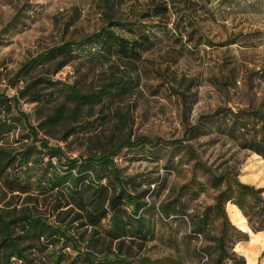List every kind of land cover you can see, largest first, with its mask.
<instances>
[{
	"label": "rangeland",
	"instance_id": "374dc122",
	"mask_svg": "<svg viewBox=\"0 0 264 264\" xmlns=\"http://www.w3.org/2000/svg\"><path fill=\"white\" fill-rule=\"evenodd\" d=\"M171 11L167 23L149 25L154 48L144 55L137 74H131L137 85L120 100L86 109L77 121L53 127L43 125L51 105L20 101V111L28 115L39 137L76 158L105 154L127 138L180 140L186 128L218 108H258L264 112V0H176ZM101 14L97 0H0V92L15 96L41 68L34 64L35 70L20 74L26 64L61 41L98 30L103 25ZM118 65L129 76L127 66ZM105 69L93 72L73 65L51 78L64 84L97 86L104 83L101 73ZM14 116V112L0 114V128L4 123L6 130L0 135V146L19 153L31 144L32 135L21 120L13 121ZM71 127L77 131L63 139ZM186 143L208 164L239 163V180L264 189V159L218 137L209 124L190 135ZM114 160L124 176L136 177L141 189L151 180L160 183L152 186L154 194L147 199L154 205L146 212L154 237L141 253L149 260L144 264H213L202 254V238L189 234L188 215L166 218L161 212L162 204L174 198L184 204L186 214H198L213 204L215 193L204 174L197 171L191 183L193 163L183 149L161 144L152 152L144 147L124 149ZM36 194L32 199L7 195L3 200L0 195V210H37L48 217L52 199ZM228 211L231 221L246 231L240 212L234 206ZM251 235L237 251L246 264H264V235Z\"/></svg>",
	"mask_w": 264,
	"mask_h": 264
},
{
	"label": "trees",
	"instance_id": "16d2710c",
	"mask_svg": "<svg viewBox=\"0 0 264 264\" xmlns=\"http://www.w3.org/2000/svg\"><path fill=\"white\" fill-rule=\"evenodd\" d=\"M97 1L103 18L98 30L78 39L61 41L40 53L19 72L35 70L33 65L36 64L41 67L39 73L32 74L13 97L0 92V114L14 112L13 121L21 120L32 135L31 144L19 153L0 146L1 199L7 195L32 199L35 192V197L52 199L48 217L37 210H0V264L148 262L141 257L154 237V227L146 217V212L154 209V205L147 199L154 194L152 186L160 183L156 185L158 181L151 180L141 189L136 177L124 176L114 159L124 149L144 147L152 152L159 144L183 149L184 156L193 163L191 183L199 171L207 177L208 187L215 193L213 204L198 214H186L179 198L165 201L161 206L162 214L176 219L188 215L189 234L202 238L205 243L202 254L211 258L213 264H246L237 246L248 242L251 234L264 233V189L239 180V163L229 160L215 166L203 162L195 147L186 140L209 124L218 137L264 159V112L261 109L218 108L211 116L199 118L195 126L186 128L180 140L159 142L144 137L127 138L105 154L76 158L40 138L30 125L28 115L20 111V101L51 105L43 125L53 127L77 121L86 109L110 105L137 85L131 74H137L144 55L154 48L155 37L148 27L167 23L176 0ZM118 63L127 66L129 76L120 70ZM73 65L93 72L106 68L101 73L105 75L104 83L97 86L79 82L64 84L51 78ZM46 69L52 71L48 73ZM203 121L209 123L202 124ZM3 124L0 135L6 131ZM76 131L71 127L63 139ZM231 206L244 218L246 231L231 221L228 211ZM261 255L264 257V251Z\"/></svg>",
	"mask_w": 264,
	"mask_h": 264
},
{
	"label": "crops",
	"instance_id": "0c3cea01",
	"mask_svg": "<svg viewBox=\"0 0 264 264\" xmlns=\"http://www.w3.org/2000/svg\"><path fill=\"white\" fill-rule=\"evenodd\" d=\"M260 234L264 235V233H260ZM262 245H264V242H262Z\"/></svg>",
	"mask_w": 264,
	"mask_h": 264
}]
</instances>
